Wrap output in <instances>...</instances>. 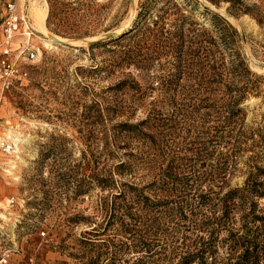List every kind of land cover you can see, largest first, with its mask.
<instances>
[{
	"label": "rangeland",
	"instance_id": "374dc122",
	"mask_svg": "<svg viewBox=\"0 0 264 264\" xmlns=\"http://www.w3.org/2000/svg\"><path fill=\"white\" fill-rule=\"evenodd\" d=\"M239 2L0 0V61L24 74L0 80V264H105L94 247L117 188L152 198L175 158L216 171L223 193L264 183V0ZM8 4L23 20L9 45Z\"/></svg>",
	"mask_w": 264,
	"mask_h": 264
},
{
	"label": "trees",
	"instance_id": "16d2710c",
	"mask_svg": "<svg viewBox=\"0 0 264 264\" xmlns=\"http://www.w3.org/2000/svg\"><path fill=\"white\" fill-rule=\"evenodd\" d=\"M227 1L233 11H242L239 0ZM163 122L153 116L152 136L161 135ZM146 138L156 152L157 141ZM185 163L175 158L159 168L146 188L152 198L144 188L119 185L101 228L104 238L94 247L99 259L105 264H264V215H257L253 201L261 195L256 187L264 183L223 193L220 174L195 173V165L187 170ZM121 169L120 164L119 175Z\"/></svg>",
	"mask_w": 264,
	"mask_h": 264
},
{
	"label": "built area",
	"instance_id": "2783aa9c",
	"mask_svg": "<svg viewBox=\"0 0 264 264\" xmlns=\"http://www.w3.org/2000/svg\"><path fill=\"white\" fill-rule=\"evenodd\" d=\"M7 22L4 28V37H5V43L7 45L10 44L12 36L14 33L18 31V25L19 22L22 23V18H19V16L16 14L14 6L8 4L7 5ZM25 27V33L27 36L31 35V31L29 29V26L24 24ZM25 50L21 51V54H23ZM5 55H7L8 51L6 50ZM28 58H33V53L28 52L27 53ZM24 77V74L20 72L19 68L16 66L15 62H10L7 58H3L0 61V80H1V89H8L14 81L20 80ZM2 147L5 148V150L8 152L11 149L10 144H1Z\"/></svg>",
	"mask_w": 264,
	"mask_h": 264
},
{
	"label": "bare ground",
	"instance_id": "6f19581e",
	"mask_svg": "<svg viewBox=\"0 0 264 264\" xmlns=\"http://www.w3.org/2000/svg\"><path fill=\"white\" fill-rule=\"evenodd\" d=\"M38 15H39V21L37 22V27H38V31L40 33H43L45 34L46 33V28H45V25H44V22H45V19H46V7H41L39 8L38 10ZM71 41V40H70ZM61 42V41H60ZM72 42V41H71ZM75 42V41H74ZM46 46L47 47H50L51 44H49L48 42H46Z\"/></svg>",
	"mask_w": 264,
	"mask_h": 264
}]
</instances>
